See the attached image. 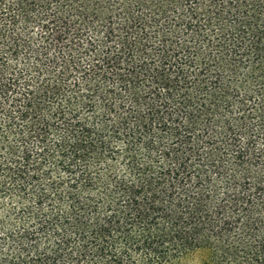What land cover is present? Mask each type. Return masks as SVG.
<instances>
[{"label": "trees", "instance_id": "obj_1", "mask_svg": "<svg viewBox=\"0 0 264 264\" xmlns=\"http://www.w3.org/2000/svg\"><path fill=\"white\" fill-rule=\"evenodd\" d=\"M0 264H264V0H0Z\"/></svg>", "mask_w": 264, "mask_h": 264}]
</instances>
